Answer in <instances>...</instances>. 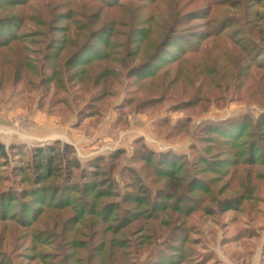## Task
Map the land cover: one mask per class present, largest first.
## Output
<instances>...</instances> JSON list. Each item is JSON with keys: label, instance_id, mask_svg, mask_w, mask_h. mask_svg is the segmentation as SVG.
<instances>
[{"label": "rangeland", "instance_id": "374dc122", "mask_svg": "<svg viewBox=\"0 0 264 264\" xmlns=\"http://www.w3.org/2000/svg\"><path fill=\"white\" fill-rule=\"evenodd\" d=\"M19 1L0 0V24L9 25L22 38L17 44L0 48V141L8 153L7 161L0 159V195L9 202L6 213L10 215L8 221L0 223V264H61L60 258H55L58 250L72 252L68 264H261L264 0H113L111 6L103 0H24L16 4ZM97 31L103 32L98 34L100 39L92 38ZM108 31L110 35L106 36ZM141 31L144 41L136 63L158 49L154 64L162 65L152 79L132 83V77L127 76L131 65L121 69L115 63L100 62L95 70L108 66L113 72H107L106 81L95 88L92 79L97 74H92L91 80L83 76L67 82L63 63L74 53L73 45L90 41L96 53L113 59L119 51L114 54L112 46L129 41L132 48L134 39L127 36ZM168 36L171 46L162 43ZM103 40L109 47L102 45ZM54 55L57 58L53 60ZM118 55L123 57L125 53ZM172 59L177 63H171ZM118 70L120 78L115 75ZM44 76H50L51 82H44ZM172 79L164 101L136 110L139 100L151 96L149 88L156 92L155 87ZM129 83L133 85L128 87ZM103 87L116 95L94 105L103 114L101 118H87L85 113L95 109H86L84 104ZM133 89L138 93L128 104L127 91ZM110 112L116 113V119L96 139L94 133ZM228 119L233 120V126L221 123L214 130L218 133H208L213 141L200 138V129L206 125L212 129L210 123ZM131 121L139 129H148L147 140L133 138L134 134L122 138L119 133L128 130ZM49 122L55 129L66 128L74 135L71 142L82 168L96 156H108L121 148L124 154L117 171L133 162L137 176L128 170L122 171V177L116 174V184L96 189H111L112 195L97 199L94 192L86 194L82 187L90 178L89 169L86 175L81 168L73 169L69 181L46 174L38 185L32 149L54 140L41 142L31 135ZM59 138L65 143V137ZM138 138L156 154L182 155L175 161L188 165L182 166L177 176L195 172L202 179L195 182V188L207 192L191 193L199 197V203L188 214L183 216L173 209L178 205L183 212L188 206L187 202L179 204L177 198L186 194L182 188L189 176L183 177L185 183L176 176L168 181L160 179L156 158L150 164L142 161L145 154L140 157L143 151ZM11 144L22 147L10 150ZM137 148L138 159L131 161ZM109 162L106 159L99 166L103 171L97 182L106 181ZM157 176L159 179H154ZM62 187L63 191L53 197L55 188ZM35 188L45 199L33 193ZM242 193L247 200H239L234 210H223L228 207L223 200L233 201ZM127 194L144 197L131 202L126 200ZM53 198L56 202L68 201L70 207L58 213L52 206ZM117 200L118 205H111L99 216L87 214V207L83 220L66 225L65 236L72 245L58 247L55 238L62 230L54 226L55 217L64 221L74 217L81 204L99 210ZM156 200L168 207L161 213H150ZM37 208L39 215L33 222L26 226L19 222L25 218L30 221ZM133 214L137 217L132 218ZM104 215L106 222L101 219ZM183 229L186 241L181 238ZM110 250L116 252V261L108 258Z\"/></svg>", "mask_w": 264, "mask_h": 264}, {"label": "trees", "instance_id": "16d2710c", "mask_svg": "<svg viewBox=\"0 0 264 264\" xmlns=\"http://www.w3.org/2000/svg\"><path fill=\"white\" fill-rule=\"evenodd\" d=\"M23 1L24 0H20L16 4L21 5V4H23ZM112 1L113 0H103V2H105V4L107 6L113 5ZM97 32H94V33H96L94 35H92L93 33L90 34V36L92 35V38L96 37L97 39H100L98 37V34L103 33V32H101V31H97ZM106 33H107L106 36L110 35L109 31ZM127 37L134 39L135 44L133 43L134 46L132 47L134 50L131 48V46H129V44H131L129 41L127 42V45L125 43L124 44L121 43L118 46H116L114 44L112 46L113 50H114L113 53L116 54L115 51H119L118 54H120L121 52L125 53L126 57L125 56L119 57L118 54L117 55L112 54L113 59H110L108 57V55L104 54L103 52L96 53L94 46H92L93 44L90 41L85 42L83 45H80V46H75V45L72 46L71 45L72 47H74L75 51L63 63L64 73H66L68 75V81L67 82L71 83L73 81L80 80L83 76H84V80L85 79L91 80L92 79L91 76H93L92 74H94V75L97 74L92 79L93 80L92 89L95 88L101 82L106 81L107 74H110L111 73L110 71L113 72V68H110L108 66H103L100 69L98 68L99 71H97L98 69L95 70L96 67H99L98 65L100 62H110L111 64L115 63L121 69H123V68L125 69V67L128 64L131 65L128 68L127 76L132 77L131 78V79H133L132 83H135L136 81H145L146 79H149V78L152 79L157 74V72L161 69V66H162L161 63L160 64H154V61L158 60V57H159L158 56V49L155 50L153 55H151L145 61L136 63L137 62L136 58L140 55V47L144 41V37L142 36V31L138 35H135V36L128 35ZM21 39H22L21 36H19L18 34L14 33L13 31L10 30L9 25L7 26L4 23L0 24V48L6 47L10 44H17L18 42H21L20 41ZM170 39H171L170 36H168L167 39H164V41L162 43H167L166 46H171L169 43ZM100 42L102 43V45L104 47H106V48L109 47V42L107 40H103ZM176 48L179 49V46H176ZM60 49H63V48L60 47ZM88 51H91L93 53H87ZM118 57H119V59H118ZM130 57H132V58H130ZM54 58L56 59L57 55H54V57L52 59L54 60ZM126 58H129L130 60L122 61V60H125ZM176 59H178V58H176ZM176 59H172L173 61L171 63H175V62L177 63ZM69 71H71V72H69ZM96 71H97V73H94ZM107 72H110V73H107ZM166 74H167V71H165V73L163 75H166ZM115 75L117 78H120L122 76L121 71L118 70L115 73ZM43 79H44L43 80L44 82H51L50 76H44ZM172 81H173V79L170 80L168 82V84H166V85L165 84L163 85V82L160 83L161 84L160 87H155L157 89L156 92H152V90H151L152 88L151 89L149 88L148 90H150L152 97L150 96L148 98L142 99L141 101L139 100V102L136 104V110L140 111L142 109H145L148 105H152L154 103H160V102L164 101V96H165V94L169 88V84L172 83ZM132 83H129L127 86L131 87L133 85ZM71 85H73V83ZM149 85H151V84H149ZM104 87H105V85H104ZM104 87L102 88V91L100 89V90L96 91L95 93L91 94V96L89 97V101L84 104L85 105L84 108L89 109V110L95 109L94 105H96L97 103H101L102 101L107 99V97L108 98L114 97L116 95V92H114L112 90L108 91L109 89H105ZM153 89H154V87H153ZM159 90L161 91V93L159 94V96H157V95L155 96V94H157V92ZM127 92L130 95L126 98L127 100L125 102L126 103L128 102V104H130L135 100V97L133 95H136L138 93V91H137V89L136 90L133 89V90H128ZM184 103H188V101H185ZM120 106H118L117 109H119V108L121 109L122 106L121 107ZM85 114L87 115L86 117L90 118V119H92L94 117L101 118L103 116V114L99 110H96V109L94 112H87ZM221 123L222 124H225V123L228 124L229 123L231 126L234 125L233 120H229V119L226 121H223V122H219V123L212 122V123H210V126L212 127V129H210L208 127V125H206L202 129H200V135H201L200 138L205 139L206 141H209V142L213 141L211 136H209L208 133H218L217 131L214 132V130H215V127H217L218 124H221ZM227 139H230V138L227 137ZM137 143H140V149L143 151V153L140 154V157H142V155L145 154V157L142 159V161L145 164H150L151 161H154V159L156 158L155 164H156V168L159 169V171H157V172H159L160 179L163 178V179H166V181H168L169 179H172L173 177L176 176L179 181L184 182L183 177L187 178L186 176H189L188 181L186 183L184 182L185 185L182 188L186 194L181 195L177 198L179 204L185 205L184 203L187 202L188 206H185V208H183L184 209L183 212L179 210L178 205L174 206V209H173V210L181 212L183 214V216L186 213L188 214L192 209L195 208L194 204L197 205L199 203V197H194V196H192L191 193H193L194 190H202L203 192H207L206 189L195 188V182H201L202 179L200 177H198L197 174H194L195 172L193 174L186 173L185 175L177 176V173L181 170L182 166L188 165V162H184L185 164H182L183 162L178 163V161L177 162L175 161V160H178L180 158V156H182V155H179V154H176L173 152H159L156 154V152H154L152 149L148 148L140 138H138ZM20 147H22V145L16 146L14 144H11L9 146V149L14 150L15 148H20ZM138 150H139V148H137L136 151L134 152V154L131 156L132 157L131 161H135L136 159H138V156H139V153L137 152ZM123 154H124L123 149H121V148L116 149V150L110 152V154H108V156H104V155L96 156L92 160H89L87 162V164L84 166V168H82L79 160L75 156V149L71 144L62 143L59 140H55L50 144L39 145V146L33 147V149H32V157H33L32 160L34 161V163L32 164V167H33V170L35 171V183H37L39 185L41 177H43L44 175L46 176V174H47V176H54L55 175L56 177H58L62 181H69V179H71V177L73 176V169H78V168L83 169L84 175H86V172H85L86 169H89L88 174H89L90 178H87V180H85L84 185L82 186L84 188V192L86 194L94 192L95 193L94 199H97V198H100L103 196H107V195L111 196L112 195L111 189L110 190H106V188H101L99 190H96V189L98 188L99 185H107L108 186V185H111L112 182H114L116 184L117 178L115 177V175L119 173V176L122 177V171L123 170H128L129 172H131L132 174L137 176L136 169H134L133 166H131V165H134V164H132L133 162L128 166H124L121 169V171H119V172L117 171L118 165H120V158L122 157ZM201 158H202V160H205L204 157H201ZM0 159H3L4 162L7 161V159H8L7 150L5 148V145L1 141H0ZM106 159H108L110 161L109 166L107 165L108 166L107 177L104 178V179H106V181L103 182L104 180H100V182L99 181L97 182L95 179L101 175L100 171H103L102 169L99 170V166L104 165L105 163H103V161ZM182 161H184V159H182ZM34 171H33V173H34ZM212 171L216 172V168H213ZM84 178H86V176H84ZM154 179H159V177L157 176ZM214 179H216V177L210 178V179L208 178L207 181H209V182L214 181ZM153 181H156V180H153ZM39 191H40L39 189L35 188L33 193H35L37 195H42L41 200L45 199V196H43V194H41V192H39ZM62 191H63V187H62V189L55 188V191H54L55 195L53 197H55L58 192H62ZM145 193L146 192H144V195H146ZM144 195L127 194L126 200L128 198V200L131 202H137V201H139V199H136V198L144 197ZM158 197H160V194ZM245 197L246 196L244 195V193H242L233 201H229L227 199L223 200V203L225 204L224 207H226V204L228 205V207L223 209V210H226V209L227 210L228 209L234 210L237 207V202H239V200H247ZM52 200L55 201V198H53ZM5 201H6L5 195L1 194L0 195V223H5L6 221H8V219L10 217V215L6 213L7 207H9L8 206L9 202L8 201L5 202ZM118 201L119 200H117L116 202L111 201L106 206H103V208H101L99 210L93 209V208H91V206H88L87 204H85V205L81 204L80 206H78L76 208V209H78V212H77V214H75L74 217L71 216L70 218H68L67 220H64V221H60L59 217H55L56 221H54V223H55L54 226H60L61 230H62V232L60 234L58 233V235H56V238H55L56 241L58 242V247L61 249H65L68 246L72 245L69 243V241H71V240H68L67 236H65V231L67 230V229H65L66 225L67 224H73V223H76L80 220H83V218L86 216V214H85L86 210L85 209L87 207H88V210H87L88 213L87 214H89L90 216H94V215L99 216L100 214H103L105 212V210L109 211L110 208L112 207L111 205H113L114 207H115V205H118V203H119ZM142 201L143 200H141V202ZM157 201H159V200H156L151 205V207L153 206L151 209H154V210H151L150 213H155L156 211L161 213L162 211H165V209L168 207L167 205L163 206L164 204H162V201L160 203H158ZM229 202H231L232 204L233 203H235V204H233V206H231V205H229ZM69 204L70 203L68 201L60 202V200H59L57 202L56 201L53 202L52 206H54V210H57L59 213L60 211H63L65 209L69 208L70 207ZM38 210H39V208L33 210V213L30 216L31 217L30 221L25 220L26 219L25 218L24 220H21V221L19 220V222L22 224L25 223L24 224L25 226H26V224H29V222L30 223L33 222L35 217H37L39 215V214H37ZM129 211H131V210L129 209ZM132 212L136 213L134 211H132ZM133 215H135V216H133L132 218L137 217L136 214H133ZM105 216L106 215L101 216V219L104 222H106V220H107V218H105ZM87 227H91V224H87ZM151 235H152V233L150 232V234L148 236H151ZM181 236H182L181 237L182 241H186L187 236H186V231H184V229H183V234H181ZM113 245H114L113 240H111L110 249H112ZM63 246H65V247H63ZM71 254H72V252L63 253V252H60L58 250L55 253V255H58V256H56L55 258H60L61 264H68V262L70 261V259L72 257ZM107 255H108V258H110L113 261H116V252L114 250H112V251L110 250ZM117 255L119 257H121V254L120 255L117 254ZM179 258H181V256H179ZM50 264H57V262H53V263L51 262ZM261 264H264V256L261 260Z\"/></svg>", "mask_w": 264, "mask_h": 264}, {"label": "crops", "instance_id": "0c3cea01", "mask_svg": "<svg viewBox=\"0 0 264 264\" xmlns=\"http://www.w3.org/2000/svg\"><path fill=\"white\" fill-rule=\"evenodd\" d=\"M116 119V113L114 112H110L107 116V119L104 123H101L100 126L98 127V129L96 130V134L94 133V136L96 139L98 138V136L102 135L106 129H108L110 127L111 122H113ZM128 130H124V132H120L119 134L121 135L122 133V138L125 136V138H127V136L130 137V134L134 136H132L133 138H137V137H143L145 140H147L146 138H148L150 136V133L148 131V129L142 127L141 129H139L137 127L136 124H133V121L130 122V124L128 125ZM41 132V133H40ZM56 136V137H52V136ZM34 137V140L37 141H49V140H59L61 138L59 137H65V143H71V140L74 139V135L72 133L69 132V130H67L66 128L64 129V131H62L61 129H55L54 127H52L51 122L49 123H45L41 129V131L39 132H34L33 135H31ZM124 139V138H123ZM258 263V262H257Z\"/></svg>", "mask_w": 264, "mask_h": 264}]
</instances>
